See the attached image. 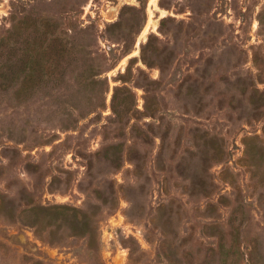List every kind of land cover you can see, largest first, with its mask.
Returning a JSON list of instances; mask_svg holds the SVG:
<instances>
[{
	"label": "rangeland",
	"instance_id": "374dc122",
	"mask_svg": "<svg viewBox=\"0 0 264 264\" xmlns=\"http://www.w3.org/2000/svg\"><path fill=\"white\" fill-rule=\"evenodd\" d=\"M0 264H264V0H0Z\"/></svg>",
	"mask_w": 264,
	"mask_h": 264
},
{
	"label": "bare ground",
	"instance_id": "6f19581e",
	"mask_svg": "<svg viewBox=\"0 0 264 264\" xmlns=\"http://www.w3.org/2000/svg\"><path fill=\"white\" fill-rule=\"evenodd\" d=\"M155 24H156V21L154 20ZM148 29V27L146 28V30Z\"/></svg>",
	"mask_w": 264,
	"mask_h": 264
}]
</instances>
